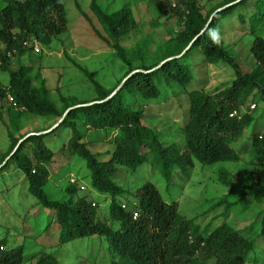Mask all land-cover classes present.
I'll return each instance as SVG.
<instances>
[{
  "label": "trees",
  "instance_id": "1",
  "mask_svg": "<svg viewBox=\"0 0 264 264\" xmlns=\"http://www.w3.org/2000/svg\"><path fill=\"white\" fill-rule=\"evenodd\" d=\"M174 1L184 7L179 13L182 29L159 49L153 62L145 64L142 50L145 44L138 43L127 49L119 43L120 37L134 27L129 9L106 13L91 0L90 9L107 34L105 37L96 31L98 37L114 49L127 69L114 87L105 88L95 79L94 72L74 63L91 83L96 96L90 101L62 98L63 105L58 108L48 96L44 79L35 83L36 75L30 66L11 69L7 52L23 54L27 50L24 43L33 36H40L41 42L48 44L64 30V4L62 0H4L0 8V40L6 51L1 56L0 67L8 73V83L0 82V98L3 100L8 92L23 109L15 113L13 106L5 101L0 109V121H5L4 112L7 113L9 127L17 132H10V146L0 157V172L13 166L17 175H22L26 190L35 198L39 209L52 211L48 225L53 221L58 224L59 245L101 235L106 238L109 254L117 264H255V248L264 238V134H249V141L243 142L244 132L254 119L249 112L239 115V108L255 90L258 100L264 103V39L253 38L249 52L255 62L250 71L245 72L238 56L221 39L217 44L212 37L219 21L241 4L254 9L248 19L250 29L264 25V0H225L207 13L201 11L197 0ZM237 17L245 22L242 13ZM14 29L17 30L15 36ZM192 40L191 46L182 53ZM194 48L204 57L203 70L208 64H224L233 70V79L214 91L199 87L195 70L186 61ZM170 57L173 58L166 60ZM136 60L140 62L137 66L133 63ZM124 78L121 87L106 99ZM173 85L186 94V120L180 125L174 123L175 127L167 133L170 140H167L141 121L142 104L157 100L161 90ZM132 98L140 104H130ZM75 105L79 106L71 108L50 132L18 133L21 130L18 119L22 115L58 120ZM233 111L236 113L232 114ZM87 127L103 133L108 144L114 145L108 158L100 159V154L91 151L81 140L82 129L87 130ZM61 128L69 130V137L59 152L66 150L72 158L83 159L93 189L110 196L108 210L103 215L92 200L84 196L74 199L73 185L66 189L68 199L51 198L46 191L48 165L53 161L54 152L43 138ZM29 133L33 134L15 149ZM194 161L218 164L216 180L229 188L208 210L213 213L211 220L222 216V222L212 228L210 222L200 224L197 217H184L176 202H165L153 183L145 182L135 193H129L114 179L120 167L134 172L147 162L170 182L174 170L189 175ZM231 164L242 168L237 172L247 177V183L233 181L236 174ZM235 191L239 196L230 201L229 196ZM126 193L133 195L135 204L124 205L122 198ZM134 211H138L136 218ZM233 216L251 220L244 226V233L229 223ZM4 243L5 239H1L0 247ZM33 255L25 254L23 245L0 248V264H24ZM55 261L52 253H41L35 264H55Z\"/></svg>",
  "mask_w": 264,
  "mask_h": 264
},
{
  "label": "rangeland",
  "instance_id": "2",
  "mask_svg": "<svg viewBox=\"0 0 264 264\" xmlns=\"http://www.w3.org/2000/svg\"><path fill=\"white\" fill-rule=\"evenodd\" d=\"M95 1L106 13L123 8L129 9L134 27L120 37L119 43L127 49L136 47L138 43L145 44L142 47L145 64L153 62L159 49L182 29L179 13L184 7L174 0ZM224 1L197 0V4L203 13H207ZM62 2L65 8L63 31L53 37L48 44L42 43L40 36L28 38L25 42L27 44L24 43L27 50L21 55L7 52L11 69L30 66L33 75H36L35 83L39 79H44L48 96L58 108L63 105L62 98L90 101L96 96L91 83L74 63L94 72L95 79L105 88L114 87L127 69L116 56L114 49L98 37L96 31L105 37L107 34L90 9L91 0H62ZM3 5L4 0H0V8ZM253 11L251 5L250 7L237 5L213 30L223 44L238 56L242 71L245 72L250 71L255 62L249 52L253 38L264 39V25L254 30L250 29L248 19ZM239 13L244 15V23L239 21L237 17ZM16 33L17 30L14 29L13 36ZM5 51V45L0 40V61ZM186 61L195 70L198 86L206 91L223 88L233 79V70L224 64H208L203 70L204 57L197 48L189 53ZM133 63L136 66L140 64L137 60ZM0 82L3 85L8 83V73L1 67ZM256 91L239 108V115L249 112L254 119L252 125L244 132L243 142L249 141V134H264V103L258 100ZM185 101L186 94L181 93L180 88L175 85L165 87L157 100L142 104L141 121L153 127L158 135L170 140L167 133L171 127H175L174 123L180 125L186 120ZM129 102L134 106L140 104L133 98ZM18 111L20 110L15 109V113ZM235 113L233 111V114ZM3 117L5 121H0V157L10 146V132L17 134L12 127H9L8 114L4 112ZM58 120L30 114L22 115L18 119L21 126L18 133L32 131L40 133L50 129ZM82 131L81 140L87 143L89 149L99 153V158L102 160L108 158L114 145L108 144L104 134L88 127L87 130L82 129ZM68 137L69 130L61 128L43 138L45 145L54 152L53 161L48 165L46 191L51 198L68 199L69 193L66 189L69 185H73L76 189L74 199L84 196L87 200H92L97 204L99 214L103 215L108 210L110 196L93 189L90 173L83 159L77 156L72 158L66 150L59 152ZM29 151L27 147V152ZM66 164L68 165L64 167ZM217 166L218 164L204 165L194 161L189 175L182 170H174L171 181L167 182L155 167L146 162L134 172L120 167L114 179L129 193H135L143 183L151 182L157 187L165 202H176L178 211L184 217H197L196 221L200 224L210 222L212 228L222 222V216L211 220L213 213H209L208 210L214 201L219 200L229 191L228 187H224L216 180ZM12 167L0 172V240L5 239L4 246L0 248L9 249L23 245L25 254H34L24 264H35L41 253H52L56 260L55 264H117L109 254L106 238L101 235L77 238L59 245L58 224L53 221L48 225V215L52 211L39 209L35 204V198L27 192L22 175H17ZM230 168L236 174L234 182H248L245 175L237 172L242 170L241 167L235 168L234 164H231ZM238 196L239 192L235 191L231 193L229 200H236ZM122 199L126 207L136 203L132 194L126 193ZM250 221L238 216L229 219V223L243 233L244 226ZM255 256H257L255 264H264L263 237L255 248Z\"/></svg>",
  "mask_w": 264,
  "mask_h": 264
},
{
  "label": "water",
  "instance_id": "3",
  "mask_svg": "<svg viewBox=\"0 0 264 264\" xmlns=\"http://www.w3.org/2000/svg\"><path fill=\"white\" fill-rule=\"evenodd\" d=\"M237 1H239V0H237ZM237 1H235V2H232V3H229L228 5H225L224 7H222V8H219L217 11H219V10H221V9H223V8H225V7H227V6H230V5H232V4H234V3H236ZM212 17H213V15L210 17V19H209V21L212 19ZM207 25H208V23L206 24V26L204 27V29L207 27ZM204 29H202V31L200 32V33H202L203 31H204ZM194 40H192L188 45H187V47L182 51V53H184L190 46H191V44H192V42H193ZM179 56V55H178ZM171 58H173V57H170V58H168V59H166V60H169V59H171ZM164 62V61H163ZM163 62H161L160 64H162ZM159 64V65H160ZM158 65V66H159ZM158 66H156V67H158ZM155 67V68H156ZM135 71H138V70H135ZM135 71H133V72H135ZM133 72H131L128 76H130ZM148 72V71H147ZM127 76V77H128ZM126 77V78H127ZM126 78H124V80L126 79ZM124 80L120 83V85L106 98V99H108V98H110L120 87H121V85L123 84V82H124ZM100 102V101H99ZM92 102H90V103H86V104H91ZM77 106H79V105H75V106H73V107H70L69 109H67L65 112H64V114L62 115V117L55 123V125H53L50 129H48V130H46V131H42V132H38V134H41V133H47V132H50L51 130H53L55 127H57L58 125H59V123L63 120V118H64V116L68 113V111L71 109V108H74V107H77ZM30 134H33V133H29V134H27L26 136H24L19 142H18V144L16 145V147H15V149L17 148V146L20 144V142L23 140V139H25L27 136H29ZM14 149V150H15ZM5 162V161H4Z\"/></svg>",
  "mask_w": 264,
  "mask_h": 264
},
{
  "label": "built area",
  "instance_id": "4",
  "mask_svg": "<svg viewBox=\"0 0 264 264\" xmlns=\"http://www.w3.org/2000/svg\"><path fill=\"white\" fill-rule=\"evenodd\" d=\"M3 101H5L7 104H10L11 106H13L14 109H18V110H22L23 109V107H21V106H19V105H17L15 103V101L12 98V96L8 92L6 93V96L4 97L3 100L0 98V109L3 108V106H2L3 105ZM232 114H233V112H232ZM137 216H138V211H134L133 212V217L136 218Z\"/></svg>",
  "mask_w": 264,
  "mask_h": 264
},
{
  "label": "clouds",
  "instance_id": "5",
  "mask_svg": "<svg viewBox=\"0 0 264 264\" xmlns=\"http://www.w3.org/2000/svg\"><path fill=\"white\" fill-rule=\"evenodd\" d=\"M213 42L214 43H217V44H219V42H220V38H219V36L217 35V34H213ZM133 214V213H132Z\"/></svg>",
  "mask_w": 264,
  "mask_h": 264
}]
</instances>
